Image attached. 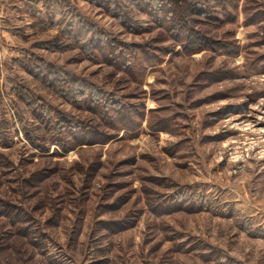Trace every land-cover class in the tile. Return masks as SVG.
I'll list each match as a JSON object with an SVG mask.
<instances>
[{
    "label": "rangeland",
    "instance_id": "1",
    "mask_svg": "<svg viewBox=\"0 0 264 264\" xmlns=\"http://www.w3.org/2000/svg\"><path fill=\"white\" fill-rule=\"evenodd\" d=\"M112 1L0 0V264H264V0L190 55Z\"/></svg>",
    "mask_w": 264,
    "mask_h": 264
},
{
    "label": "trees",
    "instance_id": "2",
    "mask_svg": "<svg viewBox=\"0 0 264 264\" xmlns=\"http://www.w3.org/2000/svg\"><path fill=\"white\" fill-rule=\"evenodd\" d=\"M130 1L131 0H123L124 4L121 12L125 5H129L127 8L140 10L143 15L148 14L149 19L146 18L145 24L150 23L153 27L159 26L165 29L166 34L169 35L176 44L180 45L182 52L187 55L200 50L220 53L226 52L225 44L223 45L217 41H206L207 38L199 31L195 30V25L198 22L190 18L191 13L194 17L201 16L207 18L211 24L214 23L217 25L220 22H225V20L226 22L235 20V16L229 15V11L236 12L239 10V4H237V2L236 4L232 3L231 0H134L132 4ZM112 4L115 6V10H117L119 7L117 0L112 1ZM220 14L224 15L222 21L219 17ZM124 18L128 21L127 17ZM130 20H132V18H130ZM135 21L139 22V20ZM137 22L134 25H136ZM216 46H219V49H217ZM39 61L40 60L37 58L35 63L37 67L39 66ZM65 83L68 86L72 84V91L75 92L77 97H81V82H79V80H75L74 77H71L66 79Z\"/></svg>",
    "mask_w": 264,
    "mask_h": 264
}]
</instances>
